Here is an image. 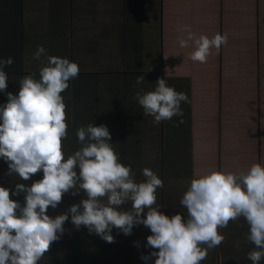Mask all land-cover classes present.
Segmentation results:
<instances>
[{"label":"clouds","instance_id":"obj_1","mask_svg":"<svg viewBox=\"0 0 264 264\" xmlns=\"http://www.w3.org/2000/svg\"><path fill=\"white\" fill-rule=\"evenodd\" d=\"M178 31L188 33L186 39L179 38V45L188 47L192 41L190 59L199 63H206L211 50H219L228 39L219 33L197 38L189 25ZM46 52L38 45L33 58L40 60ZM47 60L39 79L23 76L18 94H13L7 92L4 69L14 60L0 59V92L7 95L6 103L0 105V159L8 164L7 175L15 174L23 181L43 173L30 185L16 183L14 191L0 186V264H38L60 239L69 219L76 229L83 225L108 243L115 242L113 228L127 236L143 225L151 232L145 247L154 249L141 254L146 264H201L208 250L225 239L218 229L243 217L249 229L246 240L255 246L247 258L252 264L264 260V164L254 163L238 175L213 171L194 176L180 200L186 216L169 217L154 207L162 179L144 168L145 179L137 182L131 166L120 162L106 125L79 127L80 148L65 159L62 139L68 137L67 106L61 93L78 77L80 68L68 58L48 56ZM143 82L144 77L138 76L136 85ZM134 99L155 124L182 117L181 102H188L187 95L168 86L164 78H157L154 90L137 91ZM70 191L86 198L63 214L49 216L48 209H56ZM21 193L23 206L10 198ZM134 245L138 247L139 242Z\"/></svg>","mask_w":264,"mask_h":264},{"label":"crops","instance_id":"obj_2","mask_svg":"<svg viewBox=\"0 0 264 264\" xmlns=\"http://www.w3.org/2000/svg\"><path fill=\"white\" fill-rule=\"evenodd\" d=\"M48 1L51 6H53L54 17L51 18L55 19V21H48L43 10L37 16L31 14L25 17L23 13L25 9H23V6L26 7V2L30 4V0H0V59L12 57L14 60L11 66L4 69L8 75L7 92L18 94V82L25 75H33L35 79H39V71L32 68L35 64L31 61L32 53L36 51L38 45H42L47 50L48 47L46 44L49 42H56V49L51 56L68 58L70 61L78 64L80 73L85 72L87 74L83 78H79L75 83L73 82L74 80H70L69 88L61 93L67 106L66 122L69 128L73 124V119H70L68 116H72L71 114L74 112H77L76 114H78V116H81V114H84L86 117L89 116L88 109H93L95 103L101 102V98L103 99L107 88L110 99L112 98L113 100L114 98V100H116L110 92L111 84L115 82L112 80V76H114L112 73H116L117 71L122 72L125 71V68H128L129 72H135L143 77L155 75L153 76L155 83L157 78H164L168 86L174 88L177 92H182L187 95L188 102H181V109L183 111L181 120L183 122L177 123L179 126L174 129L166 128L165 130H160L159 124H157L158 127L156 129L158 132L162 131L164 137H168L170 134L174 133L177 134L176 137H173L174 141L176 140L175 143L177 142L180 144L179 140L182 139L184 142L183 146L187 147V152L181 150V145L177 146L176 151L181 153L178 155H182L181 151H183L185 155L186 153L189 155L192 178L194 176L196 177V172H200L199 176L213 171L231 172L238 175L248 170L249 167L245 168L237 164L236 159L239 160V156L241 155L238 152L245 153L251 151L248 145L253 143V136H257L259 130L254 121L252 128H250V125L244 126L242 128L243 131L240 133L236 124H233L234 121L228 120L229 112L225 107L227 105L225 98L226 96L229 98L228 88L234 91V84L236 83L237 88L235 91H237L238 98L243 95L244 97H242V100H244V102H242L244 106H251L253 98L255 97L253 95L254 88H243V86H240L239 76H236L237 78H235L232 85L222 81L208 83L206 81L208 72L204 71V69L208 70L209 62L200 64L190 59V54L193 50L186 51L185 47L181 48L179 45V38L183 37L186 39L188 33L178 31V29L182 28L184 25H189L192 33L197 38L206 32H209L211 36H215L217 33L227 35V43L222 45L220 49L216 50L213 54L214 59L219 58L218 60L220 61L227 60L230 58V56H228L230 53L234 55L236 52L239 53V33L241 29L244 31L246 27L248 28L250 25L249 16L253 15L255 0L252 2L253 8L250 6L245 8L241 5L242 8H240L239 4L231 2V0H141L142 4H140V0H135V4L132 6L136 8L137 2H139L140 8L143 9L144 12H151L149 18H154V24L145 25L148 18L147 14H145V17L142 18L140 22H137L140 24L139 27L136 25L134 26L132 32L133 37L131 36L127 39H124L123 33L119 34L118 32V29L125 22L124 13L126 12L124 11L128 10V8L124 6V0ZM247 1L250 2L251 0ZM43 2L46 5L47 1L43 0ZM145 2L146 4L154 6H149L148 9H144V7H146L144 6ZM45 5L43 6L44 9ZM162 12L164 14H162ZM155 14L157 23H155ZM241 17H244V19ZM161 20L163 24H161ZM113 21H118L116 24L117 28L114 26V29L117 30L116 34L113 31ZM240 23L245 26L244 29L240 28ZM169 31H171L168 35L169 37L163 40L162 36L164 32L166 33ZM175 32H179L180 36H178L177 39H172ZM252 36L255 40L254 31L252 32ZM145 37L153 41L150 46L146 45ZM193 45L194 43L189 41L186 49L193 47ZM91 47L98 48V52H92ZM246 50H248V48L242 49V51ZM48 53L50 54V52H46L44 58L48 57ZM106 55L121 60L122 65L119 67L121 70L112 68L109 62H107ZM136 59H142L143 61L149 59L150 61L146 62L143 66L151 70H147L142 66L134 69L132 65L136 63L134 62ZM231 60L235 62V59L233 60L232 58ZM219 63L215 65L212 63L210 65V71L218 73L221 66ZM216 65H218V69ZM27 67H29V70H25ZM229 71L230 73H234V69L229 70L227 67L223 66L222 72L220 73L229 75ZM220 75L218 77H220ZM117 76H119V74H117ZM97 82L103 84L102 86L98 84L96 90ZM108 82L109 85H107ZM209 87L210 91L213 90V93L210 94V96H205V93L209 91ZM102 88L105 92L101 94ZM154 88L155 87L147 88V90L151 91L154 90ZM240 90L241 94L239 92ZM219 92H222V96L216 99L215 95ZM6 101V93L0 92V105L6 103ZM238 101L241 103L239 99ZM120 104L121 102H112L109 107L101 106L95 109L91 114L93 115L95 112H100L102 110L108 112L115 111V108ZM137 108L140 109V107ZM214 108H217L215 116H217L218 120L217 123L216 119L214 121L217 124L216 131L219 132V136L221 137V134L229 125L236 128L237 135L234 136L233 132L230 133L232 134L230 137L232 141L228 140L227 144H223L221 140V145H227L225 154L219 156L218 153L220 150L217 151L216 149L214 151L212 150V153L207 151L211 156L205 161L195 164L193 158L195 157L196 151H193L195 142L192 137L195 130L194 125H197V121L193 119L192 115L195 112L197 113L198 110H203L206 118L203 120L205 122L202 124L208 126L211 125L209 114H214V110H212ZM82 110H86V112L80 113ZM222 110H227L226 118L221 115ZM137 111L139 110H136V113L133 112L129 116L133 118L137 125L149 124L151 126H156L151 116L144 115L142 107L140 112ZM174 117L180 118L178 116ZM174 117L172 120L168 121L173 122L175 119ZM67 131L68 133L70 132L68 129ZM140 131L143 132V130ZM152 133L148 132V135L146 134L145 136L155 140ZM156 140L159 141L160 139L157 138ZM163 148L162 145V151ZM151 150L152 155L149 153L148 157H151V162L156 164V149L152 146ZM171 151L174 153V148ZM256 154L258 155V153ZM210 158L211 162L208 161ZM202 166L205 168L201 169ZM171 173L173 174L174 170ZM190 181H171L168 184L167 196L171 204L166 215L169 217L177 213L186 216V209L181 206L180 200L188 189ZM160 189L161 188H158L156 191L157 201ZM58 214H60L59 211L54 215ZM248 230V225L243 217L239 218L237 221H230L226 228L218 229L220 234L224 235L225 239L218 247L208 250L207 258L201 261V264H252L247 258V253L254 250L255 246L246 240ZM146 231L149 232H145L146 236L151 235L150 229ZM142 239H145V237ZM89 241L91 245L87 249L92 252V256L94 257L96 245L95 234L89 236ZM139 244L140 247H137L132 259L126 264H139L142 260L139 259L141 254L148 255L154 250L145 247L147 239L145 242ZM57 247L60 253L63 254V259H65L66 264V260L69 258V252L71 251L70 254H72L71 245L67 248H61V246L57 244ZM58 264H64V260L63 262L59 260ZM142 264L146 263L142 260ZM148 264H153V262L149 261ZM260 264H264V260H262Z\"/></svg>","mask_w":264,"mask_h":264},{"label":"trees","instance_id":"obj_3","mask_svg":"<svg viewBox=\"0 0 264 264\" xmlns=\"http://www.w3.org/2000/svg\"><path fill=\"white\" fill-rule=\"evenodd\" d=\"M29 2H26V7L23 6V9L25 11L23 12L27 16L38 15L40 12H42L48 19V21H55V19L51 18L54 17L53 13V6H51L50 2L46 0V5L44 4L43 0H30ZM139 1V0H137ZM135 4V0H124V6L128 8V10H125V22L124 24L118 29L119 34H124V39H127L129 37H133V28L136 25L139 27L140 20L145 17L146 12L143 11V9L140 8L139 2H137V7H133L132 5ZM140 4H142V1L140 0ZM45 5V9L43 6ZM146 7L144 9H148L149 6L153 7L154 5L146 4ZM123 9V8H121ZM23 11V10H22ZM114 20V19H113ZM118 21H113V31L116 34L117 30L114 29V26L116 27V24ZM117 28V27H116ZM107 33V32H106ZM122 36V35H121ZM89 48V47H88ZM98 48L91 47L92 52H98ZM150 60L147 59L143 61L140 59L135 64H133V68L137 69L141 66L145 68L143 65L146 62H149ZM116 70H121L120 68H115ZM147 70H151L150 68H145ZM124 70V69H123ZM117 74H119L120 81L116 80V87H118L119 94L114 95L116 100H113V103L117 101V99H121V104L118 106L117 109L123 112H108L104 111V114H100L99 111L95 112V114H91L95 109L101 107L100 103H95L93 109H88L89 116H85L84 114H81V116H78L76 114L77 112L72 113V116H68L70 119H73L72 126L70 128L68 127V130L71 132L68 133V137L66 139H62V148L65 153V159H67V156L72 154L75 150L80 148V144L77 142L76 137V130L81 126H87L90 123H93L97 126L103 124L107 126V128L110 131L111 134V141L112 146L115 150V152L119 156V160L124 165H130L133 172L135 173L134 179L137 182H142L145 178L142 175V169L149 168L153 172H155L159 178L163 181V187L160 189V194L158 195V201L156 202V205L154 207H160V211L166 214L168 212V208L170 207L171 201L168 199L167 191H168V184L171 181H190L192 179V173L190 169L191 160L189 155L186 153V155L182 152V155L179 152L176 151L177 146L181 145V150H184V152H187V147L183 146L184 142L182 139H180V144L175 143L173 140H168V137L165 136L166 141L162 143L163 145V151H162V145H161V136H160V144L157 140H153L150 137H147L141 132V128L139 129V125L134 122L133 118H130L129 116L134 112L136 113V110H139L137 112H140L141 109L135 108L132 105H130L127 101V93L131 90V88L136 83V80L130 82L127 85V79L132 77L134 79H137L139 74L135 72H129L128 68H125V71L116 73H112V80L117 78ZM87 74L85 72L79 73L78 77L74 79V83L79 79L83 78ZM81 76V77H79ZM122 85H123V91H122ZM122 95V96H121ZM125 110V111H124ZM73 112V111H72ZM86 110L80 111V113H84ZM108 112V113H106ZM180 120L182 117L179 118ZM77 120V121H76ZM80 120V121H79ZM175 120V119H174ZM173 120V121H174ZM165 123H167L165 121ZM170 123V121H168ZM77 124V125H76ZM74 133V134H73ZM142 135V136H141ZM166 135V133H165ZM71 137V138H69ZM164 137V138H165ZM69 138V139H68ZM173 138V137H172ZM173 141V144L176 147H170L169 145ZM152 142V143H150ZM147 143H150L149 146L145 147ZM154 149H156V164H153L151 162V157H145L144 155L151 154L152 155V146ZM145 147V148H144ZM174 148V153L171 151ZM145 149L147 151H145ZM201 150L203 148H200ZM158 151V152H157ZM158 158V159H157ZM162 167V168H161ZM163 170V171H162ZM174 170V173L171 172ZM8 173V164L4 162L3 159H0V186L9 188L10 190H15L16 183H24L27 185H30L33 181L42 179L43 173L38 172L35 174L30 180L23 181L20 180V178L17 175L9 176ZM172 174V177H171ZM177 188V185H176ZM175 188V189H176ZM161 197V198H160ZM10 198L13 200H18L20 204L23 206L24 204V194L21 193L19 196H11ZM83 198H86L83 193H78L76 195H72L71 191L69 193H65L63 196V200L61 204L58 205L56 209H52L51 207L48 209L47 214L51 217H55V213L58 211L60 214H63L67 211L70 205L79 203ZM158 203V204H157ZM124 208L130 207V205L123 206ZM54 213V214H53ZM54 215V216H53ZM65 231L61 235L60 239L53 242L50 245L49 251H56L54 250V245L59 244L61 248H67L71 245L72 247V254H69V256H72V260H76L77 264H94L96 263V256H92V252L89 251L87 248L91 245L89 241V236L95 233H90L88 229L85 226H81L79 229H76L74 225L71 223V220L66 221L63 225ZM148 228L144 227L143 225H139L133 228V232L131 235H124L122 234L118 229L113 228L111 235L114 237L115 242L114 243H108L109 244V259L113 264H126L127 262H130V260L133 257V254L136 252L137 246L134 245V242H145L147 236L145 235V232H147ZM149 233V232H147ZM145 237V239H142ZM140 245V244H139ZM140 247V246H139ZM45 253L44 257L38 262V264H51L55 262L56 257L55 255L51 254L50 252ZM112 255V256H111ZM61 259L64 258L63 254L61 253L59 256ZM70 257L67 258L66 264H69ZM113 259H111V258ZM94 258V259H92ZM92 259V260H91ZM50 260V262H49ZM65 264V259H64Z\"/></svg>","mask_w":264,"mask_h":264},{"label":"rangeland","instance_id":"obj_4","mask_svg":"<svg viewBox=\"0 0 264 264\" xmlns=\"http://www.w3.org/2000/svg\"><path fill=\"white\" fill-rule=\"evenodd\" d=\"M231 2H236V4H239V6L241 5V6H244L245 8H247L248 6L252 7L253 0H251L250 2H248L247 0L246 1L231 0ZM241 6H240V8H242ZM146 14H147L148 18H147V21L145 22V25H153L154 24L153 23L154 18L153 19H152V17L149 18V15L151 14V12L146 11ZM162 14H164V13L162 12ZM241 18L244 19V17H241ZM249 20H250L249 21V23H250L249 27L248 28L246 27V29L244 31L241 29L240 33H239V41H238L239 42V53L236 52L235 55L230 53L228 55V56H230L229 59L220 61V60H218L219 58H216V59L213 58V54L216 52V49L213 48L211 50V54L208 56V59H207V62H209L208 63V70L204 69V71L208 72V75L206 76V81L208 83H213L215 81L216 82L222 81V82H226V83L232 85L235 78H237L236 76H239L240 86H243V88H245V87L254 88V92H253L254 94L253 95L255 97L253 98V103L251 104V106H244V104H243L244 100H242V97H244L243 95H241V97L238 98L237 91H235L237 88L236 83L234 84V87H235L234 91L229 90V88H228L227 91H228L229 98H227V96L225 98V102L227 103V105L225 107L229 112L228 120L234 121L233 124H236V126L240 130V133L243 131L242 128L244 126L250 125V128H252L254 125V121H255V124L259 130V134L255 137L253 136V143H250L248 145L251 148V151L250 152L247 151L245 153L238 152L241 155L239 156V160L236 159V163L245 167V168L250 167L254 163L260 162L261 164H264V0H255L253 15L249 16ZM253 22H254V24H253ZM155 23H157L156 14H155ZM161 24H163L162 20H161ZM240 28L244 29L245 26H243V24L240 23ZM253 31L255 32V40L252 36ZM170 32L171 31L166 32V33L164 32L162 39L163 40L167 39L169 37L168 35L170 34ZM203 35L207 36L209 38H212V36H214V35L211 36L209 32H206ZM178 36H180V33L175 32L172 39H177ZM145 42H146L147 46H150L153 41L151 39L145 37ZM46 46L48 47L47 52H50V54L48 53V56L53 55L54 54L53 51L56 49V42H49L48 44H46ZM194 47H195L194 45H193V47H191L189 49H186V47H185V50L186 51H192V50H194ZM246 48H248V50L242 51V49H246ZM232 58H233V60L235 59V62L231 60ZM106 59L108 60L107 62H109L110 66L114 69L119 68L122 65V61L117 60L114 57L106 55ZM139 60L140 59H136L134 62H137ZM31 61H33L35 63L32 66V68H34L38 71H40V69L43 66H46L48 63L47 57L44 58V56H42L40 58V60H35L33 58V53L31 56ZM28 62H29V59H28ZM212 63L214 65L216 63L217 64L219 63L222 67L225 66L229 70L234 69V73L233 72L230 73V71H229L228 72L229 75L221 74L220 73V72H222L221 66H220V70L218 71V73H214L213 71H210V65ZM200 64H203V63H200ZM216 67L218 69V65H216ZM25 70H29V67H27ZM230 74H233V75H230ZM219 75H220V77H218ZM153 76H155V75H150V77L147 75L146 77H144L145 78L144 82L139 86H137L136 83L134 84V86L131 88V90L126 95L127 101L130 105H132L135 108L140 107V109H141V106H139L137 101L134 99V96H135L136 92L140 91L141 89H143V91L147 92L148 91L147 88L155 87V82L153 80L154 79ZM253 78H254V81H253ZM116 80L120 81L118 76L116 79L113 80L115 82H112V84H111V91L110 92H111L112 96L119 94V91H120V90H118V87H116V83H118V82H116ZM134 80H136V79H134L133 76L128 78L127 79V85ZM98 82L96 83V90L98 88V84H100L101 86L103 84L101 82L100 83H98ZM202 83H203V81H202ZM107 85H109V82L107 83ZM122 91H123V85H122ZM104 92L105 91L102 88L101 94ZM239 92L241 94V90ZM212 93H213V90L210 91V87H209V91L205 93V96H207V95L210 96V94H212ZM215 96H216V99H218L220 96H222V92L217 93ZM238 99L241 101V103L238 101ZM113 100H114V98H113ZM113 100H112V98L110 99V95H109L108 88H107V91L104 93L103 99L101 98V102H100L101 105L100 106H108L109 107V105L112 104ZM116 102H121V99L120 98L117 99ZM117 108H118V106L115 108V111L121 112ZM212 110H214V114H209L210 115L209 121H211L210 122L211 125H208V126L202 124L203 122H205L203 120H205V118H206L205 112H203V110H198L197 113L195 112L192 115L193 119L197 121V125H194L195 130L193 132V137H192V139H194V142H195L194 143V149H193V151H196L195 157L193 158L195 164H199V163L205 161L209 156H211L209 153L210 152L212 153V150L213 151L215 149L217 151L220 150L218 153L219 156L225 154V152H226L225 150L227 149V145H223V144H227L228 140L232 141L230 138L232 134H230V133L233 132L234 136L237 135L236 128L234 126L229 125L228 128L225 131H223V133L221 134V137H220L219 132L216 131L217 130V124L216 123H217L218 118H217V116H215V114L217 113V108H214ZM227 110H222V112H221V115L225 118L227 117ZM100 114H104V111H100ZM174 118H175V120L173 122L168 123V121H166L167 123H165V121H162L161 122L162 124L159 123V129L165 130L166 128H173L174 129V128L178 127L179 124H177V123H179L181 120L177 117H174ZM152 119H153V117H152ZM215 119H216V123L214 121ZM147 122H148V120H147ZM212 123H213V125H212ZM230 124H231V122H230ZM157 127H158L157 124H156V126L155 125L151 126L149 124H144V125L142 124L141 126H139V129L142 128V130L145 134L141 131H139V132H141V134H143V135H146V134L148 135V132L152 133V131L155 129L152 133L153 134L152 136L155 138V140L157 138L160 139L159 136H161L162 137L161 138V145H162V143L166 144L165 143L166 137L164 138V133L162 131L158 132V130L156 129ZM176 136H177V134H175V133L170 134V136L168 137V140H173L172 137H176ZM190 139H191V136H190ZM221 140L223 142L222 145H221ZM158 142L160 144V140ZM150 143H152V142H150ZM150 143H147L145 145V147L149 146ZM172 144H173V141L169 144V145H171L170 147L174 146ZM174 147H176V146H174ZM200 148H203V149L201 150ZM240 148H241V146H240ZM255 149H256V151H255ZM145 151H147V150L145 149ZM207 151H209V153ZM256 153H258V155ZM144 156L148 157V154L144 155ZM242 156L246 157V158H243ZM208 161L211 162V158ZM203 165H204V163H203ZM202 168H205V167L202 166L201 169ZM195 174H196V177H198L200 172H196ZM95 236H96V245H95L94 254L96 256V258H95L96 263H94V264H113V262H111V260L109 259V252H108L109 244H107V242L105 240H103L99 235L95 234ZM51 246H53V245H51ZM54 250H56L57 252H55V251L54 252L49 251V252L51 254L55 255L56 260L53 263H51L50 260H49V262L51 264H58L59 260H61V262H63L64 259H61L59 257L61 253L57 247V244L54 245ZM70 253H71V251L69 252V254ZM70 259L71 260H70L69 264H77L76 260H72V256L70 257ZM139 259H141V258H139ZM143 262L146 263L144 260H143ZM90 264H91V262H90ZM139 264H142V260Z\"/></svg>","mask_w":264,"mask_h":264}]
</instances>
